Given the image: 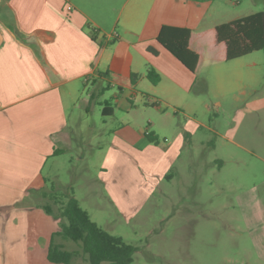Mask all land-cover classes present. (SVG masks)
<instances>
[{
    "label": "crops",
    "instance_id": "obj_1",
    "mask_svg": "<svg viewBox=\"0 0 264 264\" xmlns=\"http://www.w3.org/2000/svg\"><path fill=\"white\" fill-rule=\"evenodd\" d=\"M213 1L0 0V202L12 207L0 221L14 234L23 230L25 212L38 213L16 205L28 193L46 190L47 163L90 135L110 138L105 147L96 144L104 155L100 182L125 215L189 164L195 170L217 162L220 171L226 162H239L233 156L209 160L213 148L196 139L199 71L226 63L223 47L211 41L219 25L208 23L218 13ZM164 26L190 30L195 74L157 43ZM149 69L160 77L156 85L146 77ZM95 113L100 127L84 128ZM202 191L198 180L197 200ZM224 202L220 210L229 208Z\"/></svg>",
    "mask_w": 264,
    "mask_h": 264
},
{
    "label": "rangeland",
    "instance_id": "obj_2",
    "mask_svg": "<svg viewBox=\"0 0 264 264\" xmlns=\"http://www.w3.org/2000/svg\"><path fill=\"white\" fill-rule=\"evenodd\" d=\"M212 6L218 13L209 19V25L264 14V0H214ZM196 89L201 100L194 114L201 125L197 141L213 148L209 160L233 156L238 163L226 162L220 171L217 162L195 170L189 164L180 169L179 178L161 183L162 192L155 191L132 214L125 215L113 205L100 182L104 155L96 144L105 147L110 138L101 133L96 138L84 137L82 144L79 139L72 142L71 150L47 163L44 175L50 180L46 190L28 193L17 203L16 207L31 205L38 212L22 215L23 230L14 234L13 228L0 221V264H50L46 260L50 242L77 252L69 264H88L78 244L58 235L66 221L59 216L58 205L44 195L52 186L58 195L71 189L93 222L134 246L131 264H264V50L205 65L199 71ZM147 112L157 118L155 111ZM99 116L93 114L84 128L92 123L99 128ZM225 137L248 152L237 149ZM198 180L203 188L199 200L194 192ZM213 182L223 185V192L216 190ZM222 201L229 205L227 210H220ZM212 208L217 209L213 212ZM10 209L0 202V217Z\"/></svg>",
    "mask_w": 264,
    "mask_h": 264
},
{
    "label": "trees",
    "instance_id": "obj_3",
    "mask_svg": "<svg viewBox=\"0 0 264 264\" xmlns=\"http://www.w3.org/2000/svg\"><path fill=\"white\" fill-rule=\"evenodd\" d=\"M190 30L164 26L160 29L156 41L170 53L185 69L195 74L198 55L188 48ZM212 45L222 46V58L229 62L253 52L264 50V14L257 12L248 16L219 24L212 29ZM149 82L156 85L160 77L149 69L146 75ZM49 195L56 205L58 214L65 219L58 233L64 240H70L80 247L88 264H131L136 248L126 244L122 238L113 236L93 222L87 211L83 210L74 198L72 190L56 194L53 186ZM51 213L49 207H44ZM77 252L66 251L62 246L50 242L47 261L51 264H69Z\"/></svg>",
    "mask_w": 264,
    "mask_h": 264
}]
</instances>
